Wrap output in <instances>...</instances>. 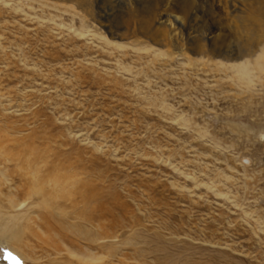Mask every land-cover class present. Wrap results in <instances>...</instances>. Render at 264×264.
<instances>
[{
    "label": "rangeland",
    "instance_id": "rangeland-1",
    "mask_svg": "<svg viewBox=\"0 0 264 264\" xmlns=\"http://www.w3.org/2000/svg\"><path fill=\"white\" fill-rule=\"evenodd\" d=\"M74 5L0 0V124L75 168V190L99 199L135 264H264V72L239 87L217 59L119 39ZM199 9L194 29L218 24L226 44L234 27L264 24L218 21L210 0ZM26 237L19 251L0 241V264H46L48 248Z\"/></svg>",
    "mask_w": 264,
    "mask_h": 264
},
{
    "label": "bare ground",
    "instance_id": "bare-ground-1",
    "mask_svg": "<svg viewBox=\"0 0 264 264\" xmlns=\"http://www.w3.org/2000/svg\"><path fill=\"white\" fill-rule=\"evenodd\" d=\"M67 1L75 2V8L93 20L103 18L107 30L119 39L143 38L163 48L174 45L177 56L189 53L199 65L217 59L216 65L230 69L232 80L239 87H253L256 74L264 72V24L251 20L242 27H234L232 36L237 41L230 44L229 39L226 44V36L218 24L207 33L191 24L204 0ZM210 4L218 21L239 20L244 14L264 16V0H210ZM115 12L120 14L119 23H111L110 17ZM73 32L82 36L85 30ZM123 45L114 46L123 48ZM151 51L156 59L167 56L159 50ZM21 131L0 124V241L19 251L21 244L27 246L26 234L30 235L48 248L46 264H135V258L116 249L117 244H123L124 234L118 235L104 220L105 210L99 199L75 190L80 182L75 168L55 164L54 160L42 161L33 134L18 136ZM39 212L42 224L32 216ZM67 234L84 242L86 247H74L72 237Z\"/></svg>",
    "mask_w": 264,
    "mask_h": 264
}]
</instances>
